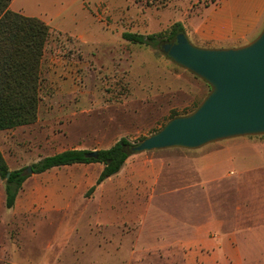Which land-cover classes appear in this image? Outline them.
Returning <instances> with one entry per match:
<instances>
[{
    "label": "rangeland",
    "instance_id": "374dc122",
    "mask_svg": "<svg viewBox=\"0 0 264 264\" xmlns=\"http://www.w3.org/2000/svg\"><path fill=\"white\" fill-rule=\"evenodd\" d=\"M218 1L13 0L52 34L36 121L0 132L9 169L27 176L10 209L0 180V264H264V136L135 153L92 192L100 163L26 171L64 150L136 145L192 112L207 85L121 35L167 33ZM193 226L202 243L181 249Z\"/></svg>",
    "mask_w": 264,
    "mask_h": 264
},
{
    "label": "water",
    "instance_id": "95a60500",
    "mask_svg": "<svg viewBox=\"0 0 264 264\" xmlns=\"http://www.w3.org/2000/svg\"><path fill=\"white\" fill-rule=\"evenodd\" d=\"M160 47L173 63L207 84L209 92L193 112L170 119L134 145L132 153L194 150L231 138L264 136V26L240 47L200 48L183 33ZM86 156L97 158V151Z\"/></svg>",
    "mask_w": 264,
    "mask_h": 264
},
{
    "label": "trees",
    "instance_id": "16d2710c",
    "mask_svg": "<svg viewBox=\"0 0 264 264\" xmlns=\"http://www.w3.org/2000/svg\"><path fill=\"white\" fill-rule=\"evenodd\" d=\"M10 1L0 0V132L36 121L42 58L52 34L42 20L11 11ZM178 33H184V29L181 24L174 23L164 34L144 36L125 32L121 37L132 44L158 46L172 42ZM177 116L172 114L170 119ZM133 146L127 139L121 138L111 147L97 150V158L87 157L90 151L86 150H64L42 158L30 168L33 174H41L52 168L100 163L103 169L95 185L89 189L92 192L97 185L120 171L127 158L134 154L131 151ZM26 179L23 169H9L0 151V180L4 182L5 208L14 206Z\"/></svg>",
    "mask_w": 264,
    "mask_h": 264
},
{
    "label": "crops",
    "instance_id": "0c3cea01",
    "mask_svg": "<svg viewBox=\"0 0 264 264\" xmlns=\"http://www.w3.org/2000/svg\"><path fill=\"white\" fill-rule=\"evenodd\" d=\"M12 2L13 0L10 1V10ZM24 16L36 18L30 15ZM177 23L182 25L186 37H190L199 47H240L254 39L262 30L264 26V0H219L217 4L201 8L190 18H183ZM155 180L156 178L152 184H155ZM194 228L195 226L192 229V237H185V231L181 234L178 233L176 244L181 249L186 247L198 248L202 243L200 238L205 236V233L202 234L199 229ZM206 244L211 247L216 246L209 242ZM217 248L219 247L216 246Z\"/></svg>",
    "mask_w": 264,
    "mask_h": 264
}]
</instances>
